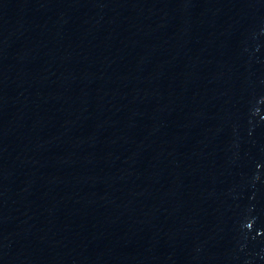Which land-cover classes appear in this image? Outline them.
I'll list each match as a JSON object with an SVG mask.
<instances>
[{
	"label": "water",
	"instance_id": "water-1",
	"mask_svg": "<svg viewBox=\"0 0 264 264\" xmlns=\"http://www.w3.org/2000/svg\"><path fill=\"white\" fill-rule=\"evenodd\" d=\"M0 264H264V0H0Z\"/></svg>",
	"mask_w": 264,
	"mask_h": 264
}]
</instances>
